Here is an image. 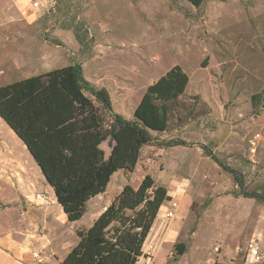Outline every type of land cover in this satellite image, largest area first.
<instances>
[{
	"label": "rangeland",
	"instance_id": "374dc122",
	"mask_svg": "<svg viewBox=\"0 0 264 264\" xmlns=\"http://www.w3.org/2000/svg\"><path fill=\"white\" fill-rule=\"evenodd\" d=\"M40 1L34 8L28 0L18 12L16 5L3 10L6 0H0V86L81 63L87 80L109 90L113 112L132 119L145 88L179 64L189 83L168 129L153 132L154 142L142 147L133 171L117 170L103 197L114 199L125 184L137 187L146 174L167 193L183 189L177 217L160 220L180 227L174 257L178 243L185 250L176 264H243L237 247L254 235L264 248V0ZM4 21H10L8 28ZM43 53L47 61L39 62ZM104 115L108 122L110 113ZM13 132L0 119V217L20 225L21 214H13L16 197L27 210L25 200L35 191L23 195L17 161L25 162V147ZM171 138L186 144H158ZM251 141L258 146L255 155ZM101 146L107 156V142ZM203 146L241 173L245 191L263 199L244 197ZM91 205L81 219L63 224L34 205L39 215L34 233L44 244L38 249L58 256L76 244L72 229L88 226Z\"/></svg>",
	"mask_w": 264,
	"mask_h": 264
},
{
	"label": "trees",
	"instance_id": "16d2710c",
	"mask_svg": "<svg viewBox=\"0 0 264 264\" xmlns=\"http://www.w3.org/2000/svg\"><path fill=\"white\" fill-rule=\"evenodd\" d=\"M77 31V39L80 34ZM189 75L173 65L145 88L133 118L113 112L108 89L97 88L83 74L81 63H72L0 86V119L26 146L37 163L55 200L68 221L79 220L86 203L104 193L113 174L132 172L142 147L155 140L153 132L168 129L170 115L186 92ZM256 93L251 95L252 100ZM104 112L110 113L106 122ZM110 151L105 155L102 143ZM162 147L185 145L184 140L158 141ZM206 154L232 175L240 193L245 191L241 173L218 159L207 146ZM167 189L146 174L137 187L125 184L107 208L83 230L61 264H135ZM177 255L184 243L176 245Z\"/></svg>",
	"mask_w": 264,
	"mask_h": 264
},
{
	"label": "crops",
	"instance_id": "0c3cea01",
	"mask_svg": "<svg viewBox=\"0 0 264 264\" xmlns=\"http://www.w3.org/2000/svg\"><path fill=\"white\" fill-rule=\"evenodd\" d=\"M26 2H28V0H6L5 4H3V10H5V7H10L12 9L16 5L15 9L16 11L19 12L20 10L26 8ZM3 23L7 28L10 25V21L9 22L4 21ZM46 61H47L46 53L40 54L39 62H46ZM24 147L25 148H24V152L22 153V157L23 159H25V162L22 160L17 161V163L20 162L19 166L23 170L22 172V178H23L22 188L24 191L23 195H25L27 191L30 193L33 191H43L51 199H53L55 203L49 205L48 207H42L39 206L36 201L29 198L25 200V202L29 204V206H27V210L25 209L21 210V207H19V203H18L20 198L19 196L16 197L18 198L16 199L18 201H15L17 206H14L15 211L13 212V214L20 213L22 222L20 225H17L13 219L0 217V264H40L33 259L32 257L33 251H39L44 256L45 263H41V264H61L71 247L62 255L59 254L58 256L48 255L42 252L41 249H38V246H43L44 244H43L42 236L40 235L39 237H36V234L34 233L37 227L39 226V218H38L39 215L36 212L35 207L39 206V208H45L46 210V212L44 213L45 217L46 218L56 217V220L60 221L61 224H63L64 222L67 223V218L65 216L66 214L63 212L60 204L56 202L55 200L56 196L53 192V189L47 183L45 184L43 182L45 177L42 176L43 174L41 175V171L37 166V163L30 156L25 145ZM37 178L38 180H36ZM41 181L43 182V184H40L42 183ZM175 192L181 198V201L179 202V211H180L182 201H184L185 198L184 190L182 189L181 192L175 190ZM110 201L111 200H108L105 197H103V193L95 197L93 196L91 199H89L86 203V212H85V214L89 212L88 205L89 203L92 202L91 205L92 211L90 213L91 215L88 226L84 228H77L75 224L72 230L76 233V231L78 230L87 229L92 224V222L104 211V207L107 206L110 203ZM33 204L35 205V207H33L34 206ZM182 209H184V207ZM164 212H165V206L162 205L160 211L157 214V217H155L154 219V222L152 224L149 233L146 236V239L143 244V248L141 249L142 250L141 255L139 256V258L143 261L145 258L144 253L146 249H148V246L149 245L154 246L156 248L154 252V259L150 264H176L180 262L182 257L184 256L183 253L182 255L175 258L174 255L170 254V252L173 250V245L177 242V238L180 234V227L178 223L175 221L170 223L169 225L160 222L162 217H164ZM20 233L22 235H20ZM252 237H255L256 240L261 245V247L263 248L260 239L257 238L255 235ZM74 245L75 243L73 244V246ZM219 248L220 249L218 252L214 251L217 255H219L221 251V246H219ZM237 255L238 254L236 253V256ZM171 258H173L174 261H172ZM241 260L243 263L242 257ZM192 262H193L192 264L197 263V262L195 263L194 261ZM214 263L223 264L224 262L222 263L221 260H219L218 262H214ZM188 264L191 263L188 262ZM225 264H236V262L230 260L229 263H225Z\"/></svg>",
	"mask_w": 264,
	"mask_h": 264
},
{
	"label": "built area",
	"instance_id": "2783aa9c",
	"mask_svg": "<svg viewBox=\"0 0 264 264\" xmlns=\"http://www.w3.org/2000/svg\"><path fill=\"white\" fill-rule=\"evenodd\" d=\"M40 0H32L31 5L34 8H38L40 5ZM250 151L252 155L257 154L258 146L256 142L251 141ZM168 200L165 201L167 204L165 206V212L163 219L171 220L174 217H177L179 211V201L180 199L177 197L176 193L173 194L168 193ZM33 200L38 203L39 206L48 207L53 204L55 201L51 199L45 192L43 191H35L33 194ZM155 247L152 245L148 246L144 253V260L142 261L139 257L135 264H150L154 259ZM219 246L214 247V251H219ZM237 254H239L243 259V264H263L264 263V249L261 247L259 242L255 237H251L248 239L242 246L237 247ZM171 255H174V252H170ZM32 257L38 263H45L44 256L39 251H33Z\"/></svg>",
	"mask_w": 264,
	"mask_h": 264
},
{
	"label": "water",
	"instance_id": "95a60500",
	"mask_svg": "<svg viewBox=\"0 0 264 264\" xmlns=\"http://www.w3.org/2000/svg\"><path fill=\"white\" fill-rule=\"evenodd\" d=\"M106 208H107V207L105 206V207H104V210H105Z\"/></svg>",
	"mask_w": 264,
	"mask_h": 264
}]
</instances>
